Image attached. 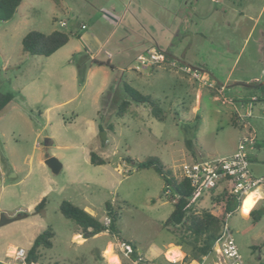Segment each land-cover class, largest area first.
Listing matches in <instances>:
<instances>
[{
  "label": "rangeland",
  "instance_id": "rangeland-1",
  "mask_svg": "<svg viewBox=\"0 0 264 264\" xmlns=\"http://www.w3.org/2000/svg\"><path fill=\"white\" fill-rule=\"evenodd\" d=\"M158 1L165 11L149 0H134L141 8L137 18L143 28L130 15L125 20L144 39L157 38L168 58L140 75L133 69L136 56H119L113 44L122 30L103 17L105 2L22 0L10 20L0 21V96H12L0 114V219L28 214L0 226L1 264H11L12 251L18 248L28 251L46 229L53 232L52 247L40 250L39 264H106L100 252L108 241L116 244L112 252L120 264H134L119 250L120 240L135 247L142 257L139 264H171L164 252L175 238L163 223L173 203L163 193V180L153 170L136 171V163L156 157L173 176H180L181 165L193 160L191 153L225 156L251 132L260 146L253 150L247 145L246 153L260 172L254 174L264 175V0ZM225 10L230 24L221 32L213 25ZM239 13L246 17L239 20ZM249 17H258L257 22ZM82 24L87 28L81 29ZM113 29L112 42L103 50L112 60L107 62L103 53L97 56L102 66L87 60L80 42L95 50L96 39L108 38ZM55 30L69 35L60 52L41 57L23 50L21 41L28 32L47 35ZM78 63L82 69L86 66L82 80ZM181 66L205 72L208 79L224 84V90L219 94L200 86ZM122 76L157 105L162 120L149 106L135 103L122 117L116 116L125 97L114 80ZM90 152L105 164L92 165ZM48 158L59 162L58 173L44 164ZM44 190L47 194L40 197ZM221 192L216 188L203 194L191 211L222 217L223 203L215 202ZM44 197L43 211L34 213ZM63 201L80 209L89 206L102 224L108 205L117 214L116 235L86 237L59 212ZM255 209L262 212L258 222L243 211L242 203L225 218L221 230L227 226L245 263L264 264V201ZM75 233L86 241H72ZM209 259L216 261L215 251Z\"/></svg>",
  "mask_w": 264,
  "mask_h": 264
},
{
  "label": "trees",
  "instance_id": "trees-1",
  "mask_svg": "<svg viewBox=\"0 0 264 264\" xmlns=\"http://www.w3.org/2000/svg\"><path fill=\"white\" fill-rule=\"evenodd\" d=\"M22 0H0V21H8L14 15ZM69 41V35L61 31H53L50 34H42L37 31L28 32L21 41L23 50L30 56L49 57L60 48L64 47ZM168 58L166 57V60ZM99 66L104 65L102 62L93 61ZM77 72L82 80L85 74V69H82L81 64H77ZM124 93V100L120 101L117 106L116 116L122 117L131 103L147 105L151 108V112L158 120H162L161 111L157 105L148 97L143 96L138 91L131 88L126 82L121 84ZM12 101L11 95L0 96V114L5 107ZM198 117H196L197 119ZM98 132L102 133V128H98ZM249 158V157H248ZM89 160L92 165L98 166L105 164V161L98 157L95 153L90 152ZM251 163V160L249 158ZM136 171L153 170L164 183V195L167 191L170 192V202L176 196L173 203V210L168 218L163 223V228L171 233L175 241L173 244L179 246L185 253L181 264H189L191 261H200L208 256L213 249L214 243L221 232V225L224 224V215L234 211L239 204L230 196L227 195L226 189L216 196L215 202L223 203V216L218 217L211 212L204 210L201 212H193L190 207H187L189 199L192 195L188 180L181 176H173L162 162L156 157H150L143 162L135 164ZM215 189L210 192H214ZM45 197L34 207V213H41L45 207ZM107 217L110 219L109 225L98 222L93 216L72 205L70 202L63 201L59 205V212L65 219L72 220L83 232L90 229L91 234H99L108 232L109 235H116L117 214L106 205ZM28 214L21 213L16 216V219L27 217ZM253 222H258L262 216L261 210H253L249 213ZM53 232L46 229L38 234L32 242L31 247L27 251L29 262H38L41 249H50L52 247L51 239ZM120 242H126L120 240ZM128 243L133 254L131 260L137 257L136 250L133 245Z\"/></svg>",
  "mask_w": 264,
  "mask_h": 264
},
{
  "label": "built area",
  "instance_id": "built-area-1",
  "mask_svg": "<svg viewBox=\"0 0 264 264\" xmlns=\"http://www.w3.org/2000/svg\"><path fill=\"white\" fill-rule=\"evenodd\" d=\"M60 26H64L60 23ZM85 29V26L81 27ZM135 71H142L157 64L165 63L166 56L157 48L148 49L144 53L138 54L135 59ZM171 65H174L171 63ZM184 73L190 75L194 80L200 83V86L211 89L221 94L224 90L222 85L208 79L205 72L189 66L179 67ZM256 142L255 134L248 133L239 139L235 151L228 156H209L191 162L183 163L180 167L181 177L188 180L193 189L187 207H191L201 196L213 189H226L227 195L232 197L241 206V203L248 195L257 193L258 199L251 209L255 210L260 201H264V176H256L252 173L250 161L246 153L247 145H253ZM166 194L170 195L167 191ZM176 196L172 199L175 202ZM250 211V212H251ZM230 214V213H229ZM225 215V218L229 216ZM110 219L105 217L104 225L108 226ZM119 250L123 255L131 259L133 254L132 247L126 242L118 243ZM212 251L217 255L216 261L209 259V255L198 261V264H247L239 254L237 246L231 236L230 231L225 225L218 238L216 239ZM11 264H39L38 262H29L27 251L18 248L12 254ZM137 257L133 259L134 264H139L142 257L136 253Z\"/></svg>",
  "mask_w": 264,
  "mask_h": 264
},
{
  "label": "crops",
  "instance_id": "crops-1",
  "mask_svg": "<svg viewBox=\"0 0 264 264\" xmlns=\"http://www.w3.org/2000/svg\"><path fill=\"white\" fill-rule=\"evenodd\" d=\"M97 2H105V6H102L101 7V9H100V11H101V13L103 14V17L106 19V20H109L110 22H112V23H114L115 25H117L116 26V29L118 30L119 28H117V27H120L121 28V30H122V33L114 40V42H113V44H115L117 47L116 48H118L120 51H118V53H119V56H122V54L123 53H128V54H130V53H132V54H134L135 56H137L138 54H140V53H142V52H145L146 50H148V49H151V48H157L158 50H161L160 48H159V40L157 39V38H155V37H153V36H151L150 35V41H148V40H146V39H144L143 37H141V36H139V35H137L136 33H135V31H134V29H133V27L129 24H126L125 23V20H126V16L127 15H130L132 18H133V20H134V22H136V23H138L142 28H143V26L141 25V23L139 22V20H138V18H137V16H138V11H139V9H141L140 7H139V5L136 3V4H134V0H128V1H126V0H118L119 1V4L118 5H116V4H114V3H111L110 2V0H96ZM107 1V2H106ZM152 4H154V5H156V6H158L159 7V9L160 10H164L165 11V7L161 4V2L160 1H158V0H149ZM225 1V0H224ZM217 1H215V3H216ZM225 2L223 3V4H221L222 5V7H223V9H224V7H225ZM121 7H122V9H121ZM143 11H145L144 9H143ZM214 13L216 14V13H218V10H217V8L215 9V11H214ZM222 13H224V15L223 16H221V17H218V19H219V21L220 22H218V24L217 25H213V27L215 28V30H220L221 29V32H224V30H226L228 27H229V24H230V20H227V18H226V10L225 11H222ZM240 14V17H239V20H243L246 16L243 14V13H239ZM253 20V22H257V19H258V17H256V18H253V17H249V21H251V20ZM239 22H237V24H238ZM255 23H254V25H255ZM82 26H85V29L87 28V26L85 25V24H82L81 25V27ZM80 27V28H81ZM82 29V28H81ZM116 29H113L111 32H110V34H109V36H108V38H105L104 40H102V41H100V40H98V39H96L97 41V44H98V46H97V48L95 49V50H92V51H90V50H88L87 48H85L84 46H83V44L80 42V44H81V48H82V50L84 51V56H86V58H87V60H89V61H97V62H103L102 60H98L97 59V56L99 55V54H101V53H103L104 55H105V58H106V60H107V62H110L111 60H112V58H113V55L110 53V52H108V51H103L107 46H108V44L110 43V42H112V39H110L109 40V37H111V36H113V35H115V31H116ZM252 30H253V28L250 30V33L252 32ZM134 36V38L133 39H131L132 37ZM263 34L261 33V37H260V39L256 42L257 43V45H258V48L259 49H261V47H262V45H263ZM88 39V38H87ZM86 39V40H87ZM69 42V41H68ZM152 43H154V44H152ZM66 46V45H65ZM64 46V47H65ZM64 47H62V48H60L58 51H56L54 54H56V53H58V52H60L61 50H63V48ZM76 52L77 53H81V49L80 48H76ZM122 52V53H121ZM123 58H121V60H122ZM135 59V58H134ZM110 66H111V68L112 69H115L114 68V66L112 65V64H110ZM85 69H86V66H85ZM120 70L122 71V72H126L125 70H123L122 68H120ZM150 72L151 71H148V73L150 74ZM78 73V72H77ZM137 74H141V71H138V72H136ZM119 81L120 82V85L122 84V82H126L125 80H124V77L122 76L120 79H115L114 80V82L115 81ZM214 81V80H213ZM214 82H216V81H214ZM216 83H218L219 85H222L223 87H224V84H220L219 82H216ZM198 97H199V95H198ZM131 106V105H130ZM129 106V107H130ZM259 146H260V143L256 140V142L253 144V145H250V147L249 148H252L253 150L254 149H258L259 148ZM235 149H236V147L235 148H233L231 151H229V153L228 154H226L225 156H228V155H231L234 151H235ZM248 155V157L250 158V160H251V163H250V167H251V171H252V173L254 174V173H260V172H258V170L255 168V164H253V160H252V158L250 157V154L248 153L247 154ZM224 156V155H223ZM200 158H203V157H200V154H196V153H191V159H195V160H198V159H200ZM254 165V166H253ZM255 175V174H254ZM261 176H264V175H261ZM47 191L48 190H44L42 193H41V195H40V197H42V196H44V195H46L47 194ZM83 210L85 211V212H87L88 214H90L91 216H93V213H92V211L90 210V207L89 206H84L83 207ZM249 215V214H248ZM94 217V216H93ZM90 229H88V231L87 232H84L85 233V235H86V237H88V238H91V239H94V238H96V237H98V236H100V235H102V234H108V232H101V233H99V234H91L90 233ZM75 236H78L79 238H80V241H82V243L81 244H83L86 240L84 239V238H82L81 237V235L79 234V233H75V234H73V236H72V241H74V237ZM36 237V236H35ZM35 239V238H34ZM33 239V240H34ZM82 239V240H81ZM33 240H32V242H33ZM32 242L30 243V247H31V245H32ZM76 242V241H75ZM119 242V241H118ZM80 244V245H81ZM111 246L112 248L114 247V246H116V244L115 243H113L112 241H108L107 242V244H106V246H105V248L104 249H102V251L100 252V258L102 259V262H104V263H106V264H108V261L106 260V257H105V255H103L104 254V252H105V250H106V248H107V246ZM174 247V248H178L179 249V251L181 252V248L179 247V246H175L173 243H168L167 245H166V250H165V252L168 250V248H170V247ZM29 247V248H30ZM14 250V249H13ZM165 252H164V255H165ZM14 253V251H12V254ZM182 253V257L181 258H179L178 260H173V261H171V264H177L178 262H182V260H183V258H184V256H185V254L183 253V252H181ZM114 255V254H113ZM104 256V257H103ZM117 257V256H116ZM117 259H118V257H117ZM107 261V262H106ZM118 262H119V260H118ZM0 264H1V262H0ZM120 264V263H119ZM192 264H198V261L197 260H194L193 262H192Z\"/></svg>",
  "mask_w": 264,
  "mask_h": 264
},
{
  "label": "bare ground",
  "instance_id": "bare-ground-1",
  "mask_svg": "<svg viewBox=\"0 0 264 264\" xmlns=\"http://www.w3.org/2000/svg\"><path fill=\"white\" fill-rule=\"evenodd\" d=\"M257 199H258L257 193H252V194L248 195L247 197H245V199L242 202L243 203V211L246 213L251 211V209L255 205ZM242 203H241V205H242ZM74 241H76L79 244L82 243V241H80V238L78 236L74 237ZM12 249H14V248H12ZM103 255H105L106 260L108 261L109 264H119V262H118L119 259H117V257L115 255H113L112 247L110 245L107 246ZM165 257L170 261H173V260L175 261V260H178L179 258L182 257V253L179 251L178 248L170 247L165 252Z\"/></svg>",
  "mask_w": 264,
  "mask_h": 264
},
{
  "label": "water",
  "instance_id": "water-1",
  "mask_svg": "<svg viewBox=\"0 0 264 264\" xmlns=\"http://www.w3.org/2000/svg\"><path fill=\"white\" fill-rule=\"evenodd\" d=\"M44 164L46 166H48L53 173H58L61 169V165L59 164V162L55 159V158H48L45 160ZM16 218L13 219H5L3 216L0 219V226L4 225L6 223L12 222L14 221Z\"/></svg>",
  "mask_w": 264,
  "mask_h": 264
}]
</instances>
